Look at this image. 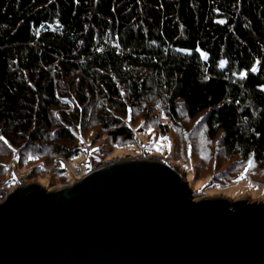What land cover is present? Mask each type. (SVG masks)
<instances>
[{"label":"trees","instance_id":"1","mask_svg":"<svg viewBox=\"0 0 264 264\" xmlns=\"http://www.w3.org/2000/svg\"><path fill=\"white\" fill-rule=\"evenodd\" d=\"M65 79L78 104L58 118ZM90 105L115 145L154 112L205 113L209 139L263 166L264 0H0V128L71 160Z\"/></svg>","mask_w":264,"mask_h":264},{"label":"water","instance_id":"2","mask_svg":"<svg viewBox=\"0 0 264 264\" xmlns=\"http://www.w3.org/2000/svg\"><path fill=\"white\" fill-rule=\"evenodd\" d=\"M0 264H264V203L197 202L170 164L121 158L9 193Z\"/></svg>","mask_w":264,"mask_h":264},{"label":"rangeland","instance_id":"3","mask_svg":"<svg viewBox=\"0 0 264 264\" xmlns=\"http://www.w3.org/2000/svg\"><path fill=\"white\" fill-rule=\"evenodd\" d=\"M63 83L62 106L54 110L58 118L65 112L72 113L78 104L74 92L78 81L65 79ZM92 106L88 107L91 120L83 123L75 121L81 135L80 142L73 146L79 143L83 151L78 158L71 160L57 157L46 147L48 143L34 145L0 128V137L12 138V141L4 137L0 139V163L7 167L0 175V204L5 200L1 199V195L21 187L22 179L25 185L39 184L49 192L58 191L72 186L89 169L106 166L121 158L143 155L149 157L150 162L170 164L189 183L197 202L207 198H224L231 203H264V165L252 161L253 166L249 168V161L226 152L220 137L209 139L205 113L191 119L184 110H180L178 124L157 127L159 113L154 112L153 119L146 120L147 132H139L138 124L134 129L138 139L120 140L115 145L110 137L106 138L108 132L97 121V110ZM146 110L143 104L134 112L132 119L138 121L139 117L145 116ZM129 117L130 114L127 120ZM87 139L93 143L88 145ZM49 142L54 143L52 139ZM12 176L14 178L10 181Z\"/></svg>","mask_w":264,"mask_h":264},{"label":"built area","instance_id":"4","mask_svg":"<svg viewBox=\"0 0 264 264\" xmlns=\"http://www.w3.org/2000/svg\"><path fill=\"white\" fill-rule=\"evenodd\" d=\"M131 159H132V158H131ZM136 159H137V160H144V161L146 160V161H150V160H148V159H150V158L147 157V156H144V155H143V156H139V157H137ZM92 170H93V168H92ZM92 170L89 169V171H92ZM15 175H16V174H15V172H14V177H15ZM14 177L12 176V178H11L10 181H12ZM20 184H21V186H24V185H25V181L22 179ZM25 186H26V185H25ZM11 192H12V191L5 192L4 194H2V195H1V199L4 200V199L6 198V196H7L9 193H11Z\"/></svg>","mask_w":264,"mask_h":264},{"label":"snow or ice","instance_id":"5","mask_svg":"<svg viewBox=\"0 0 264 264\" xmlns=\"http://www.w3.org/2000/svg\"><path fill=\"white\" fill-rule=\"evenodd\" d=\"M221 23H223L224 21H220ZM204 58L206 59L207 58V56H206V54H205V56H204ZM256 69H253V71H255ZM0 139H3V137H0ZM32 157H29V159H31ZM253 165H252V161L250 160L249 162H248V167L249 168H251Z\"/></svg>","mask_w":264,"mask_h":264}]
</instances>
